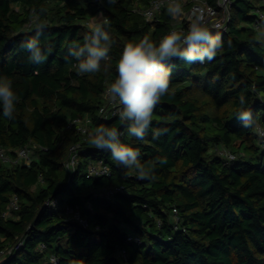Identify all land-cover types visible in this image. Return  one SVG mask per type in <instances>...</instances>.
<instances>
[{"label":"trees","instance_id":"16d2710c","mask_svg":"<svg viewBox=\"0 0 264 264\" xmlns=\"http://www.w3.org/2000/svg\"><path fill=\"white\" fill-rule=\"evenodd\" d=\"M260 2L233 0L227 31L207 27L224 41L213 61L169 63L174 95L161 98L141 141L127 134L117 115L100 114L106 81L115 79V62L126 42L147 35L158 43L175 27L186 32L189 23L172 18L167 6L147 20L137 8L149 0H117L112 6L106 0H0V75L13 80L20 97L14 119L5 118L0 107V146L13 156L36 145L30 164L0 162V250L23 241L0 264H54L51 255L56 264H264V144L258 133L264 126V47L255 42L254 27ZM34 7L48 10L40 40L52 51L42 64L30 62L20 48L34 34L29 26ZM101 12L110 20L112 67L78 75L69 46L84 43L88 21ZM241 95L254 128L235 117ZM85 115L92 119L91 130L116 127L121 141L140 151L142 163L165 157L156 179H138L134 171L118 167L109 151L95 149L88 136L84 140L69 127L73 118ZM160 128L167 133L153 140L152 131ZM76 143L81 151L72 171L64 162ZM219 148L237 158L228 162ZM99 159L112 175L87 177L85 167ZM116 184L125 191L111 197L101 193ZM14 194L20 199L19 218L6 219L2 213ZM50 198L59 200L58 209L44 207ZM68 205L79 206L89 225L69 219Z\"/></svg>","mask_w":264,"mask_h":264},{"label":"clouds","instance_id":"9594fccd","mask_svg":"<svg viewBox=\"0 0 264 264\" xmlns=\"http://www.w3.org/2000/svg\"><path fill=\"white\" fill-rule=\"evenodd\" d=\"M106 2L112 6L117 0ZM47 12L45 7L31 9L29 26L34 34L20 42V48L29 53V61L35 64L44 63L46 53L52 51L50 46L42 48L40 40L48 27L45 19ZM167 12L174 19L182 15L183 7L179 0H169ZM96 19L90 33L84 36V43H74L68 49V55L76 61L72 67L78 75L99 73L102 68L104 72H108L112 67L109 52L113 40L106 30L110 27V20L103 12L98 13ZM255 42L264 47V22L255 26ZM231 43L229 40V46ZM223 46L221 34H213L207 28L202 15L192 20L186 32L172 29L158 43L147 35L138 42H126L115 62V79L106 81V95L117 106L116 115L126 124L127 134L143 141L151 127L154 109L161 98L174 95L170 87L171 68L168 66L172 60L204 64L213 61ZM66 62L71 63L67 57ZM19 100L13 80L6 75H0V107L5 118L14 119ZM239 104L240 108L235 113L236 119L245 128L256 127L251 110L245 107V96L239 97ZM167 131L166 128L154 129L153 140H158ZM120 137L121 132L116 127L101 124L88 133L87 142L97 150L109 151L111 160L118 167L134 171L138 179H156L155 169L158 165L166 164V158L157 157L142 163L140 151L131 144L122 142ZM109 173L110 170H107L104 175Z\"/></svg>","mask_w":264,"mask_h":264},{"label":"built area","instance_id":"2783aa9c","mask_svg":"<svg viewBox=\"0 0 264 264\" xmlns=\"http://www.w3.org/2000/svg\"><path fill=\"white\" fill-rule=\"evenodd\" d=\"M233 0H216L215 3H210L208 0H190L189 1V9L186 12V18L190 25L192 20L198 16L202 15L204 17V21L207 27L212 30L219 31H227L228 24L231 18V7ZM169 0H149V4L147 6H141L137 9L145 16V18L149 21L155 19L158 13H161L163 9L167 6ZM182 7H184L183 0H179ZM254 13L257 16V20L254 24V27L264 21V0L257 5L254 9ZM176 30V29H175ZM177 31H181L178 29ZM183 31V30H182ZM117 106L110 102L109 98L106 95L105 91V102L100 107V114L104 119H109L112 116L116 115ZM92 119L90 116H78L73 118L69 122V127H75L76 131L80 133L84 140H87L88 133L91 130ZM258 133L260 138L264 144V126L258 127ZM36 145L32 146H24L17 150L15 155H10L7 148L0 146V162L7 164H16L25 162L27 164L31 163L32 160V152ZM81 151V144L76 143L70 146L68 156L64 162L65 167L68 170H75L78 162H79V153ZM218 153L221 157L226 159L228 162H232L237 158L236 153L228 148H219ZM110 170L109 174L104 175L105 171ZM87 177H101V176H111L112 170L109 164H107L103 159L91 161L88 164L86 170ZM125 191V186L122 184H116L107 186L102 189L101 193L105 196L111 197L114 196L118 192ZM60 206L59 200L57 198H50L45 201L44 207L51 209H58ZM20 209V199L17 194H14L9 203L7 204L6 209L3 211L2 215L6 219H18L17 211ZM174 212L177 213V209H174ZM65 214L69 216L74 222L81 224L86 227L89 225L88 219L86 216L82 214L79 206H71L68 205L65 208ZM129 240L139 241L137 237H129ZM23 244V241H19V243L15 247H7L0 250V261L7 256L14 253L15 248L20 247ZM45 244L40 245V249H45ZM123 254L126 255V251L123 250ZM50 260L56 264L58 259L55 255H51Z\"/></svg>","mask_w":264,"mask_h":264},{"label":"rangeland","instance_id":"374dc122","mask_svg":"<svg viewBox=\"0 0 264 264\" xmlns=\"http://www.w3.org/2000/svg\"><path fill=\"white\" fill-rule=\"evenodd\" d=\"M189 1L190 0H183V4H184V7H183V14L178 16L177 19L180 22H182L183 20L184 21H187V18L185 17L186 16V12L188 11L189 9ZM96 19L95 18H92L90 21H88V25H90L91 27L95 25L96 23ZM188 22V21H187ZM176 30L179 29V26L178 27H175ZM85 171H86V167H85Z\"/></svg>","mask_w":264,"mask_h":264},{"label":"water","instance_id":"95a60500","mask_svg":"<svg viewBox=\"0 0 264 264\" xmlns=\"http://www.w3.org/2000/svg\"><path fill=\"white\" fill-rule=\"evenodd\" d=\"M36 219H37V218H36ZM36 219L32 222L31 226H33V225L35 224Z\"/></svg>","mask_w":264,"mask_h":264}]
</instances>
